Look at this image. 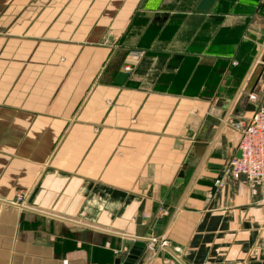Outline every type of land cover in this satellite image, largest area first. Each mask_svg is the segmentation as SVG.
I'll list each match as a JSON object with an SVG mask.
<instances>
[{
	"label": "crops",
	"instance_id": "crops-1",
	"mask_svg": "<svg viewBox=\"0 0 264 264\" xmlns=\"http://www.w3.org/2000/svg\"><path fill=\"white\" fill-rule=\"evenodd\" d=\"M199 2L0 0V264H114L157 225L137 264H264V182L226 173L264 0Z\"/></svg>",
	"mask_w": 264,
	"mask_h": 264
},
{
	"label": "built area",
	"instance_id": "built-area-1",
	"mask_svg": "<svg viewBox=\"0 0 264 264\" xmlns=\"http://www.w3.org/2000/svg\"><path fill=\"white\" fill-rule=\"evenodd\" d=\"M142 52H134L132 55L139 58ZM236 65V63H233ZM131 68L125 66V71ZM255 100V96H250ZM228 125L239 134L237 145L239 157H232L226 168V173L237 179L244 177L247 181L264 182V103L253 113L250 119H241L233 122L228 121ZM220 185V181H216ZM20 202L22 196H18ZM146 250L153 253L157 250H165L169 247L166 239L150 237L146 238Z\"/></svg>",
	"mask_w": 264,
	"mask_h": 264
},
{
	"label": "water",
	"instance_id": "water-1",
	"mask_svg": "<svg viewBox=\"0 0 264 264\" xmlns=\"http://www.w3.org/2000/svg\"><path fill=\"white\" fill-rule=\"evenodd\" d=\"M215 0H200L198 5L196 6L197 12H208L210 7L213 5ZM128 74L127 73H119L115 80L114 84L116 85H122L125 80L127 79ZM260 77L264 80V68L260 74ZM240 156V153L238 152L237 157ZM183 173L180 172L177 183L181 182ZM158 225L156 227H153L150 229L148 234L146 235V238H150L153 231H158ZM146 238H142L141 235H137L136 238H133V240H127L123 243V250H122V256L115 259L114 264H137L140 262V258L142 256V253L144 250H146Z\"/></svg>",
	"mask_w": 264,
	"mask_h": 264
}]
</instances>
